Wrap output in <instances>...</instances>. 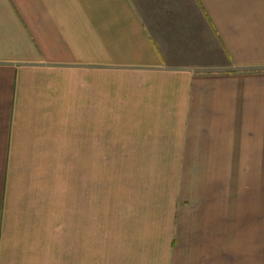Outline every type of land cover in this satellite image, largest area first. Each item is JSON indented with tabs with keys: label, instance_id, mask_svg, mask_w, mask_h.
<instances>
[{
	"label": "crops",
	"instance_id": "1",
	"mask_svg": "<svg viewBox=\"0 0 264 264\" xmlns=\"http://www.w3.org/2000/svg\"><path fill=\"white\" fill-rule=\"evenodd\" d=\"M0 264H264V0H0Z\"/></svg>",
	"mask_w": 264,
	"mask_h": 264
}]
</instances>
